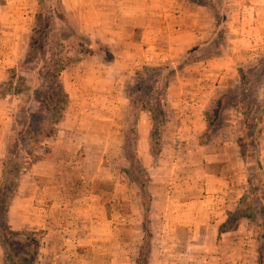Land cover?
<instances>
[{
  "label": "rangeland",
  "instance_id": "rangeland-1",
  "mask_svg": "<svg viewBox=\"0 0 264 264\" xmlns=\"http://www.w3.org/2000/svg\"><path fill=\"white\" fill-rule=\"evenodd\" d=\"M39 1L0 0V27H4L6 34L9 33L8 41L15 37H24V57L15 64H6L4 77L0 80V94L14 92L17 87H27L20 94L0 97V188L5 183L14 184L13 179L5 181L4 176L5 171L6 174L14 172L16 163L27 167L20 179L21 185L23 178L30 175L37 162L47 155L46 148L55 142V138L62 131L65 145H68L65 148L67 158L64 181L69 194L71 189H79L78 198L72 200L69 196L68 215H75L73 219L78 214L84 219H102L100 226L103 233L111 230L110 228L114 231L115 222L119 221L118 232L121 239H128L126 250L132 259L129 263L137 264L136 255L142 247L147 254L148 264L158 263L161 241L156 238V233L162 230L159 220L164 219L162 203L169 201L167 195L171 185H174L173 178L183 186L191 185L190 191L194 199L202 200L196 212L203 215L207 213L202 207L208 206L207 201L206 204L203 202L212 193L206 190L212 186L223 190L219 192L220 197L214 200V205H219L218 217H228L229 211L242 198L241 194L256 193L254 207L256 217L262 224L259 226L246 220L244 227L247 229L246 239L252 243V249L257 252L259 260L260 253L264 252L261 245L264 239V157L261 152L264 148V47L255 51L243 50L242 63L240 57L236 63L227 62L224 67L221 65L224 53L222 56L217 55L221 52V41L225 38L224 29L227 24L233 25L241 21V17L237 15L232 18L233 13L237 14L239 9L241 11V0H199V4L187 0L195 4L194 6L213 13L215 24L219 25L213 48L217 62L210 63L209 67L214 79L221 76L212 85L216 90L206 106L205 118L206 112L217 104V99L223 100L221 107L225 108L214 118L218 127L213 131L210 142L215 139V143H208L205 150L200 143L187 144L188 140H184L187 136L180 128L176 129L180 120L175 122L172 130L168 127L169 115L171 120L174 114L168 106L169 89L177 81L179 67H186L184 72H190V80L195 81L192 75L196 74L199 67V63L193 62L196 56H187L179 65L170 62L160 65L144 64L131 70L129 65L132 62L123 58V40L120 41V36L109 29L117 19L119 9L128 4L122 0H46V17L37 26ZM203 3L214 5V9ZM11 43L9 44L12 45ZM229 53L233 54V49ZM29 54L30 58H27ZM115 58L119 60L115 69L119 79L122 78L123 81L117 82L119 85L122 83L128 91L132 108L126 104L122 107L125 97L118 93L121 88H116L118 91L112 99L119 104V108L117 112H110L99 109V104L109 103L106 97L88 95V89L94 84L86 79L84 73L79 80L78 72L82 71L77 67L81 60L96 59V63L106 66L108 61L113 62ZM186 62L188 63L185 64ZM62 65H66L62 72L66 73L64 78L80 95L75 98L72 108L68 109L70 112L66 110L65 119L58 125L56 134L35 146L39 139L36 133H40L41 129L50 124L47 120L50 116L49 107L52 99L60 94L59 86L68 91L63 84V75L55 74ZM91 69L88 66L87 72ZM223 74L225 77L222 80ZM90 92L97 94L94 89ZM234 101L243 103L246 107L253 106L248 108L251 114L247 121L242 123L241 113L231 105ZM147 108V112L143 111ZM164 115L168 118L167 123L163 121ZM177 117L174 119L177 120ZM114 118L117 126L111 125ZM74 121H80L77 130L73 127ZM155 121L161 127L165 123L164 130L157 137L159 153L153 150V141L156 138L153 132L157 128ZM259 129H262L260 136L257 133ZM76 131L77 143L72 134ZM220 147L232 157L227 163L228 166L224 160L205 158L206 155L219 152ZM242 147H245L244 152L241 151ZM203 150L204 154L201 152ZM189 154L193 156L187 161ZM187 173L188 180L184 177ZM139 184L150 193L149 197ZM18 191L14 193L9 211H6L7 216L2 211L3 200L12 191L6 188L0 197V226L4 230L10 229L8 219H29L22 212L29 209L30 203H25L24 200L15 202ZM78 199L81 201L76 202ZM228 203H231V208L227 207ZM177 211L181 213V210L171 208L169 215L175 216L173 214ZM127 219L133 222H125ZM19 232L22 234L18 236V241L24 246H30L28 240H34L33 244L36 243L39 253L43 232L29 229H21ZM173 244L174 241H167V245ZM10 248L11 251L6 242L0 240V264H13L15 252L21 251L20 245ZM107 254L110 255L109 250ZM23 255L28 257L26 250ZM35 257L34 263L37 264L38 254ZM174 258L176 257H171Z\"/></svg>",
  "mask_w": 264,
  "mask_h": 264
},
{
  "label": "crops",
  "instance_id": "crops-1",
  "mask_svg": "<svg viewBox=\"0 0 264 264\" xmlns=\"http://www.w3.org/2000/svg\"><path fill=\"white\" fill-rule=\"evenodd\" d=\"M122 1L128 5L119 9L120 13H117V19L109 26V29L120 36V41L123 40L122 46L125 52L123 58L127 62H132L129 65L131 70L144 64L160 65L170 62L179 65L181 60H185L187 56H196L193 62L199 63V67L196 74L192 75L195 81L190 80V72H184L186 67L185 69L179 67L178 73L176 72L178 82H173L169 89L170 103L168 106L172 109L174 117L172 116L170 120L169 115L168 127L170 126L172 130L175 122L180 120L176 129L180 128L187 136L184 139L188 140L187 144L198 145L200 143L199 145L205 150L204 147H207L208 143L202 144L200 141L209 128L205 118V109L216 90L212 85L221 76L214 79L210 72L212 69L209 67L210 63L217 62L213 48L216 44V31L219 25L215 24L213 13L196 7L187 0ZM236 15L241 17V21L233 25L227 24L224 29L225 38L221 41V52L217 53L221 56L224 53V57L221 58L223 67L227 62L236 63L240 57L242 63L243 50L255 51L264 47V0H241V11L239 9L237 14L233 13L232 18ZM123 19L125 20L124 25ZM6 33L4 27H0V80L4 77L6 64H15L24 57V37H15L9 42V33ZM229 37L233 39L230 40ZM25 48H27L26 44ZM230 49H233V54L229 53ZM249 58H251L250 55ZM118 63L117 58L113 62L108 61L106 66L96 63V59L81 60L78 63L77 68L82 71L78 72V79H82V73H84L86 79L94 84L91 89L97 90V94H94L90 92L91 89H88V95L106 97L105 99L109 101L108 104H99L100 110L103 108L110 112L118 111L119 104L112 99L118 91L116 88H121L118 93L125 97L122 107L126 104L132 108L128 91L124 89L122 83L119 85L117 82V80L123 82L122 78L119 79L115 69ZM88 66L92 68L90 72H87ZM64 74H62L65 80L63 84L70 96L69 109L75 104V98L80 94L76 91L77 89L71 88ZM224 77L225 74L222 80ZM192 84L194 86H191ZM175 117L178 119L175 120ZM115 118L112 126H117ZM79 122L74 121L73 123L76 130L80 127ZM77 132H72L76 143L78 142ZM60 133L55 138V142L50 143L46 148L47 155L37 162L30 175L23 178L15 197V202L24 200L25 203H30L29 209L22 212V215L28 216L29 219H8L9 226L16 231L29 229L33 232H43L37 264H131L129 262L132 259L126 250L128 239L123 241L118 232L119 221L115 222L114 231L110 228L111 230L103 233L100 226L102 219H84L79 214L73 219L75 215H68L69 196L72 200L78 198L79 189H71L69 194L64 181L67 158L65 148L67 149L68 145H65L63 132ZM214 143L215 139L209 142L210 145ZM204 150L201 151L203 154ZM222 150L220 147L219 152L204 157L207 160L214 158L224 160L228 166L227 163L232 157ZM261 152L264 157V148ZM189 155L186 157L187 161H190L193 156ZM234 158L236 159V155ZM220 168L223 169L221 166ZM188 175L189 173L184 175L187 180ZM211 176L215 175L211 174ZM172 182L174 185H171V192L169 191L167 195L169 201L162 203L164 219H159L161 225L158 223L162 226V230L156 233V238L161 241L157 264H259L257 252L253 251L252 243L246 239L247 229L244 225L248 219L243 220L236 229L220 233V228L228 217L227 215L218 217L219 205H214V200L220 197L219 192L223 191L222 189L212 186L206 190L212 193L208 195L209 197L206 196L208 199L203 202L206 204L207 201L208 206H201L207 213L203 215L196 212L202 200L194 199L190 191L191 185L178 184L174 178ZM79 201L81 199L76 202ZM230 204L228 203L227 207L231 208ZM237 205L238 203L230 210H235ZM224 207L226 209V205ZM171 208L181 210V213L177 211L173 214L175 216L171 215V217L169 215ZM125 222L132 223L133 221L127 219ZM248 231L252 230L248 229ZM167 241H174V244L169 246ZM108 250L110 255L107 254ZM172 256L176 258L171 259ZM136 258H139V253Z\"/></svg>",
  "mask_w": 264,
  "mask_h": 264
},
{
  "label": "trees",
  "instance_id": "trees-1",
  "mask_svg": "<svg viewBox=\"0 0 264 264\" xmlns=\"http://www.w3.org/2000/svg\"><path fill=\"white\" fill-rule=\"evenodd\" d=\"M189 1L196 3V4H199V2H198L199 0H189ZM203 4L214 9V5L211 6L209 3H203ZM39 8H40V11L36 15L37 26H40L42 24L44 18L46 17V15H45L46 10H47L46 0H40L39 1ZM32 49L33 48L31 47V50ZM27 58H30V54L28 55ZM77 61H80V60H77ZM66 65H62L60 69H57L55 71V74L57 76H60L62 74V72L65 70ZM21 80L23 82V79H21ZM26 88L27 87H17V89L14 92L13 91L4 92V93L0 94V97H5L6 94H20L21 92L26 90ZM59 89H61L59 96L55 99H52L51 106L49 107L50 116L47 117V120H48V123H50V124H47L45 128L41 129V132L37 131L40 133H36V135L39 139L35 142V146L40 145V143H42L45 139L50 138L51 135H55L56 131L58 129V125L61 124V122L65 118L66 110L68 109V106L70 103V96L66 92V90H64V88L62 86H59ZM222 103H223L222 99H217V104L214 105L210 110H208L206 112V118H207V121L209 124V128H208V131L200 139L201 142L203 141L202 144H207L210 142L213 131L215 129H217L216 127H218L217 126L218 124H216L214 118L216 115L220 114V112L225 108V106L221 107ZM231 105L235 106L237 108V110L241 113L242 123L244 120L247 121L249 114H251V113H249L248 108H251L253 106L246 107L245 104H243V103L240 104L237 101H234L233 103H231ZM147 110H148V108H147ZM149 110L153 114L155 113L154 111H152V109H149ZM214 113H215V115H214ZM163 119H164L163 121L165 123L168 122V118L166 117V115H164ZM155 122L157 124L156 125L157 128H155L154 132H153L154 135L156 136V138H154V141H153V150L155 153H159L160 148H159V142H158L157 137L158 138L160 137L162 130H164L165 123H162L163 125L161 127V125H160V123H158V121H155ZM260 122L262 123L261 120H260ZM257 133L260 136L262 134V129H259ZM36 135H35V137H36ZM244 148L245 147H242L243 152H244ZM26 168L27 167L23 166V164L16 163L15 168H14V172H9L10 174H8V173L6 174L7 171H5L4 180L5 181H7L8 179L14 180V184L9 185L8 183H5V185L0 188V197L4 194L6 188L10 189L12 191V193L7 194V196H6L7 199L3 200L4 204L2 206V211H3V214L5 216H7V212L9 211V207L11 205V200L14 197V193H16L19 190L20 179L23 176V174L26 172ZM11 173H13V174H11ZM139 187L143 191H146L145 193H146L147 197L150 196V193L146 190V188L144 190L143 185L139 184ZM253 191H254V189H253ZM255 196H256V193H254V192H250V193L247 192L242 196V198L238 202V205L235 208V210L231 211L228 214L227 221L220 228V233L228 232V231L236 229L239 226V224L245 219L253 221L256 224H259V226L262 224V223L260 224V221L256 217V212H255V207H254V197ZM9 199H10V201L8 202ZM0 233L2 234L0 236V238H1L0 240L6 242V245H8L9 251L12 250L10 247L13 245H15V246L20 245L21 246V251L15 252V261L13 264H35L34 260H36L35 255L37 256V254H38L37 253L38 246L36 245V243L33 244L34 240H32V239L28 240L30 246L22 245L18 241V236L22 233L19 231L13 230L11 227H10V229L4 230L0 226ZM263 242H264V239L261 242V245H263V250H264V243ZM25 250L27 251V254H28V257H26V258H25V255H23V252ZM35 252L37 254H35ZM258 263L264 264V252L260 253ZM137 264H148L147 254L145 252L144 247L141 248V251L139 253V258L137 260Z\"/></svg>",
  "mask_w": 264,
  "mask_h": 264
}]
</instances>
